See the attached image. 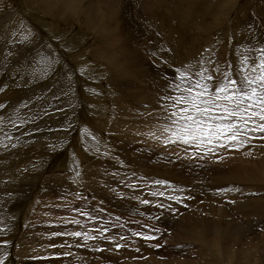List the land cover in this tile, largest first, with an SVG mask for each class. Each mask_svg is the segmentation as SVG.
<instances>
[{
  "label": "rangeland",
  "instance_id": "1",
  "mask_svg": "<svg viewBox=\"0 0 264 264\" xmlns=\"http://www.w3.org/2000/svg\"><path fill=\"white\" fill-rule=\"evenodd\" d=\"M45 1L52 0H0V264H102L96 259L82 263L77 257L69 263H58L63 252L65 257L74 256L76 252L68 242L58 245L53 244V240L58 237L64 240L63 235L70 238L73 234L56 231L55 223L50 224L54 233H44L43 224L51 220L42 219L41 222L38 219L43 218L41 212L46 211L57 215V222L61 221L59 216H63L59 229L69 221L73 225L89 221L90 224L94 219L84 213L86 207L92 205L94 209H91L102 214L99 217L108 214L110 220L103 219L102 223L99 220L102 218L95 220L93 224L97 227L89 226L91 237L85 240L94 241L108 234L117 236L115 241L119 246L104 243L105 246L95 247V251L111 256L119 264H151L148 258L161 261L159 255L163 253L175 264L174 261L178 262L174 257L181 258L191 252L195 253L196 264H205L203 262L212 258L220 264L264 263V212L259 217L258 207L253 206L257 200H263L259 203L264 205V132H242L235 141L197 146L168 143V138L174 139L170 132L152 133L147 128L156 127L158 121L161 126L167 125L166 110L161 105L170 102L162 98L174 95L173 81L181 88L185 86L179 73L190 77L188 82L196 79L207 82L210 89L223 83L225 76L237 81L242 75L252 77L251 70L264 55L261 51L264 50V0H221L220 3L219 0H176L177 4L173 0V6L160 0L161 8L154 7L153 11L164 14L167 30L171 26L174 32L172 28L176 27L173 36H184L181 33L187 32L200 38L196 40L198 46L192 47L187 46L190 38L183 39L186 47L194 48L195 53L185 56L184 67L178 68L172 66L173 59L170 62L164 57L157 58V53L168 51L170 41L168 33L163 38L157 31L156 20L150 18L154 17L151 11H143L141 16L139 8L134 9V3L128 9L121 5L123 18L115 22L112 14L115 11L120 17L118 11L107 6L105 0H96L101 7L95 12L100 15L96 18L98 23L127 26L131 22L130 29L139 49L142 48L140 53L146 56L147 61L139 64L137 74L129 72L124 77V87L128 89L122 91L111 81L114 75L109 61L96 57L100 56L98 50L107 44L99 32L103 28L95 29L90 23L84 27L77 19H67L70 12L77 10L82 15V0H66L59 7L52 6L49 12L43 11ZM140 1L150 6L156 2ZM82 3L85 6L84 0ZM126 14L130 19L124 18ZM204 16H210L212 21L205 23ZM80 20L82 22L83 18ZM203 23L211 27L205 26L203 31ZM198 26L201 28H196ZM241 26L244 27L243 37L238 34ZM112 36L118 37V34ZM105 37L110 38L109 35ZM120 39H112L113 46L108 48L112 53L122 46L128 47L121 36ZM133 54L130 50L122 59L132 61ZM42 58L44 66L40 65ZM244 66L247 73L240 70ZM209 75L212 81H207ZM125 90L132 91L133 96ZM138 104L150 111L136 107V113H132V106ZM123 105L130 107L131 115L127 118L130 122L135 115L143 121L142 129L119 140V143H130L129 152L116 148L111 142L117 136L110 130L119 125L115 121ZM124 127L130 126L125 124ZM134 146L138 149L131 151ZM105 159L141 176L149 175L153 180V197L139 199L140 207L131 210L124 205L129 197L110 189L109 182L102 189L99 179L89 183L87 172L97 169V163ZM135 177L137 180L130 183L134 188L126 187L130 197L137 189L144 190L135 187L138 181ZM157 186L164 190L156 193ZM226 186L228 188L221 190ZM95 187L100 190L95 191ZM161 198L169 200L170 207L161 205ZM51 199L62 201L48 205L57 209L47 211L46 204ZM66 199H75L76 205L70 206L76 209L69 215L59 214L60 208L68 206ZM177 201H182L181 205L174 204ZM175 206H181L182 212L177 213ZM144 210H147L146 215ZM215 211L224 215L218 217L212 213ZM124 215L135 224L125 221ZM189 215L199 216L198 221L192 224ZM214 227L220 229V236ZM198 228L200 236L195 233ZM25 236L44 244L41 248H27V244H22ZM128 240L138 247L123 250L122 241ZM215 240V247H212ZM199 250L205 257L197 255L206 260L196 255ZM227 253L233 255L231 263L225 261ZM193 257L190 254V258Z\"/></svg>",
  "mask_w": 264,
  "mask_h": 264
},
{
  "label": "bare ground",
  "instance_id": "2",
  "mask_svg": "<svg viewBox=\"0 0 264 264\" xmlns=\"http://www.w3.org/2000/svg\"><path fill=\"white\" fill-rule=\"evenodd\" d=\"M44 1V0H43ZM65 1L66 0H52V1H48V2H46L45 1V4H46V6L44 7V9H43V11H46V12H49L50 10H51V7L52 6H54V7H59V5H62V4H64L65 3ZM69 1V0H68ZM106 2H107V6H109V7H111V8H114L115 10H117L118 11V14H119V16L120 17H118V15L117 14H114V12L115 11H113V14H112V16H113V20L115 21V22H118V21H121V18H123V15L121 16L120 15V13H121V10H122V8H119L121 5H123L122 7H124L125 8V6L127 7V9H128V7L129 6H132V4L134 3V9H138L139 8V13L141 14V16H143L142 15V13H143V11L144 12H146V10H149V12L151 11L153 14H154V17H150V18H154V20H156L154 23L155 24H157V27H155L154 26V28H157L158 30L157 31H159L160 32V34H163V38H165L166 37V34L165 33H168V41H170V46L168 47V51L166 52V53H162V54H165V55H163V56H161L162 54L159 52V53H157V58H162V57H164L165 59H167V60H169L170 62H171V59H173L172 60V66H175V65H177V68L178 67H184V58H185V56H187L189 53H195V49L194 48H192V50L191 49H189L188 47H192V46H198V43L196 42V40H197V38H199V36H193V35H191V34H189V33H187V32H182L181 34L182 35H184V36H181V35H179V36H173V33L174 32H176L175 31V28L176 27H174V28H172V29H174V32L173 31H171L170 30V28H171V26L169 27V25H168V27H169V29L167 30L166 29V23L167 22H165L166 20H164V14H162V13H155V11H153L154 10V7H157V6H159V8H161L160 7V5H161V3H160V0H155L156 2H154L151 6L150 5H147V4H145V2L144 1H140V0H134V2H133V0H105ZM137 1H138V4H137ZM150 1H153V0H150ZM162 1V0H161ZM176 1V0H175ZM174 1V2H175ZM220 1L221 0H219V3H220ZM83 2V0L81 1V7H83L82 9H83V13H82V15H80V13L78 12V10L76 11V12H74V13H72V12H70V16H68L67 17V19L68 18H73V19H77L79 22L78 23H80V24H82L84 27L86 26V24L87 23H90V24H92L93 26H94V28L95 29H97V28H99V30L101 29V28H103L101 31H99V32H101L100 33V36L102 37V40H105V42L107 43L106 44V46L105 47H103V49H99L98 51V53H97V55H100V56H96L97 58H103V59H106V60H108L109 61V64H110V66H111V68H112V70H113V78H111V81H114L115 82V86L117 87V89L119 90V91H122L123 89H128V88H125L124 87V84H125V80H124V77L129 73V72H131V75H135V74H137V73H135V72H137V68H139L140 66H139V64L141 63V62H143V61H147L146 60V56H144L143 55V53H140L141 52V50L140 49H142V48H140L139 49V44H138V42H137V40H135V34L132 32V30L130 29V25L132 24L131 22L129 23V25H127V26H125V24H121V23H118L117 25H112L114 28H112V26H110V24H109V26H107V25H102L101 24V22L100 23H98V21L96 20V18L98 17V16H100L99 15V13H95L96 11H99V9H101V7L99 6V4L97 3V1L96 0H87V1H85L84 0V4H85V6H82V3ZM125 2V3H124ZM165 2H167V3H169L171 6H173V0H166ZM228 2H229V0H228ZM105 3V2H104ZM132 3V4H131ZM79 4V3H78ZM126 4V5H125ZM176 4H177V1H176ZM76 5V4H75ZM163 6V5H162ZM164 7V6H163ZM54 9V8H53ZM172 9V8H171ZM73 10V9H72ZM75 10V9H74ZM53 11V14H54V12H55V9L54 10H52ZM80 11V10H79ZM81 12V11H80ZM136 12V11H135ZM129 13V12H128ZM137 13V12H136ZM169 13V12H168ZM52 14V13H51ZM148 14V13H147ZM147 14H145L146 15V17L148 16ZM151 14V13H150ZM152 15V14H151ZM212 15V14H211ZM210 15V16H211ZM210 16H206V18H205V16H204V18H202L203 20H206V22L205 23H210V21H212L211 20V17H213V15L210 17ZM81 18H83V21L81 22ZM124 18L125 19H130V17H129V15L128 14H126V15H124ZM149 18V19H150ZM175 18V17H174ZM208 18H209V20H208ZM98 19V18H97ZM125 19H124V21H125ZM146 19V18H145ZM146 20H148V19H146ZM151 20V19H150ZM124 21L122 20V23H124ZM149 21V20H148ZM152 21V20H151ZM135 22V21H134ZM214 22V21H213ZM212 22V23H213ZM114 23V22H113ZM205 23H203V31H205V26H207V27H211V26H208V24L206 25ZM122 25V26H121ZM134 25V24H133ZM171 25V24H170ZM238 26H239V23H238ZM196 28H201V26H198V27H196ZM236 28V30H238L239 28H240V26H239V28L237 29V27H235ZM234 28V29H235ZM162 29H163V31H162ZM97 32V34H98V30H96ZM117 31H118V33H117ZM119 31L121 32V34H119ZM134 31V30H133ZM243 32H244V27L243 26H241V29L239 30V32H238V34H239V36L241 37H243ZM171 33V34H170ZM235 33H236V31H235ZM112 34H118V37L116 36V37H113L112 36ZM105 35H109L110 36V38H107V39H104V37H105ZM245 35V34H244ZM120 36L123 38V40L126 42V43H128V47H120L117 51H114V53H112L113 51H112V49H108V48H110L111 46H113V42H112V39L113 38H119L120 39ZM186 37V40L188 39V38H190L189 39V41H188V43H190V45H187L188 47H186V45H185V42H186V40H185V42L183 41V39ZM106 38V37H105ZM125 38V39H124ZM200 39V38H199ZM202 39V38H201ZM242 39V38H241ZM101 40V41H102ZM121 40V39H120ZM242 40H244V39H242ZM103 42V41H102ZM119 42V41H118ZM123 42V41H122ZM239 42H241V43H243L242 41H239ZM116 43V42H115ZM120 43V42H119ZM124 43V42H123ZM168 43V42H167ZM176 43V44H175ZM175 44V45H174ZM115 45V44H114ZM120 45H122V44H120ZM125 45H127V44H125ZM192 45V46H191ZM103 46V45H102ZM237 47V46H236ZM115 49V48H114ZM131 50V52L132 53H134L133 54V57H131V58H133L132 59V61H130V59L129 60H125L124 58H125V56H124V54L126 53V52H128V51H130ZM110 51V52H109ZM102 54V55H101ZM128 54V53H127ZM172 54V55H171ZM128 55H130V54H128ZM124 56V58L122 59V57ZM80 57V56H79ZM156 58V59H157ZM76 59V58H75ZM74 59V60H75ZM122 59V60H121ZM167 60H165L166 62H167ZM157 61H158V59H157ZM179 61V62H178ZM240 61H241V59H240ZM45 59L44 58H42L41 59V66H44L45 65ZM79 62H81V61H79ZM78 62V63H79ZM185 62H187V61H185ZM83 63L81 62V65H82ZM151 64L154 66V64L155 63H152L151 62ZM203 64V63H202ZM86 65V64H85ZM245 65V64H244ZM139 66V67H138ZM243 66V65H242ZM244 69H247L245 66L244 67H242V69H240L241 71L242 70H244ZM211 72V71H210ZM144 73V72H143ZM142 73V74H143ZM213 75V74H212ZM122 82V83H121ZM131 87H133V85H131ZM139 90H140V87H137ZM125 92L126 93H130V97H132L133 96V92L131 93L129 90H125ZM128 95V94H127ZM9 97H10V95H9ZM146 99V98H145ZM94 105V104H93ZM136 107H137V109H142V108H145L146 109V111H150L149 110V108H146V107H142V106H140L139 104L137 105V106H132V113H136ZM156 107V106H155ZM159 109H161V107H159ZM98 111V110H97ZM131 115V110H130V107L128 106V105H123L122 107H121V111H120V113H119V116H117V118H116V121H115V123H119V125H116V126H114L113 128H112V130H110V132H111V134L112 135H116L117 137H113L112 139H111V142H112V144H113V146H115L116 148H119V149H123V148H125L126 150H127V152H129L128 150L129 149H127V146H129V144L130 143H124V142H121V143H119V140H121V139H126L125 138V136L127 135V134H129L130 132H132V131H134V130H139V129H142L140 126H141V124H142V122H140L141 121V119H137L136 117H139L138 115H135V118L133 119V120H131V122H130V120H128L127 118L129 117ZM95 117V116H94ZM140 120V121H139ZM151 122H153L154 123V121L153 120H151ZM125 124H127L128 126H130L129 128H126V127H124L125 126ZM156 125V127H147L148 128V131H150V132H152V131H161V132H164L163 131V129H164V127L166 126L165 124L163 125V126H161L162 125V123H160L159 121H158V123H155ZM152 126H154V125H152ZM95 127V126H94ZM147 130V129H146ZM153 133V132H152ZM168 134V133H167ZM153 135V134H152ZM148 136V135H147ZM103 138V137H102ZM132 147H133V145H132ZM147 147V146H146ZM146 147H144V148H146ZM137 150L138 148L136 147V146H134V148H132V149H130L131 151H134V150ZM148 149H150V148H148ZM152 149V148H151ZM146 150V149H145ZM142 151V150H141ZM152 151V150H151ZM159 151V150H158ZM153 152V151H152ZM157 152V151H156ZM155 152H153V154H154ZM156 154V153H155ZM84 155V154H83ZM83 155H82V157H83ZM152 155V154H151ZM145 156V155H144ZM155 156V155H154ZM152 159V158H151ZM113 163V162H112ZM141 163V162H140ZM114 164V163H113ZM113 164H110L106 159H105V161L104 162H98L97 163V169H90L88 172H87V179H88V182L89 183H96V180L97 179H99L100 180V182H101V184H99L100 185V189H102V188H104V185L107 183V182H109V184L112 186L110 189H114L116 192L117 191H119L120 192V194H124L125 195V197H129V198H126V200H125V202H124V205L127 207V208H129V209H134V208H137V206L138 207H140V205L138 204V200L139 199H143V197H146V198H150V197H153V180L151 179V177L149 176V175H147V176H141L140 174H137V173H135V172H133V171H131V170H126V169H122L121 167H118V166H116L115 164L113 165ZM134 164L136 165V163L134 162ZM139 163H137V165H138ZM136 165V166H137ZM141 165V164H140ZM139 166V165H138ZM135 176H137L138 177V181H137V184L135 185V187H142V188H144V190H139V189H135L136 191H134V192H136V193H133V190H132V193H133V196L132 197H130V196H128L130 193H129V191H128V189L127 188H134V187H131V185H130V183L132 182V181H134V180H137V178L135 177ZM260 181H262V179L260 180ZM259 181V182H260ZM217 183H219V181L217 180ZM220 184V183H219ZM91 185V184H90ZM93 186V185H92ZM127 187V188H126ZM108 188V187H107ZM226 188H228V186H226L225 188H221V190H225ZM100 189H97V187H95V191H98V190H100ZM145 189L147 190V192H145ZM156 189H157V192L156 193H161L163 190H164V187H160V186H157L156 187ZM230 189H231V187H230ZM230 191V190H229ZM100 192V191H99ZM123 192V193H122ZM97 193V192H96ZM101 193V192H100ZM103 193V192H102ZM155 193V191H154V194H156ZM102 195V194H101ZM131 195V194H130ZM106 197V196H105ZM109 197V196H108ZM112 198V197H111ZM116 199H118V198H116ZM123 199V198H122ZM125 199V198H124ZM47 200H49V199H47ZM46 200V201H47ZM53 200H55V201H53ZM67 200V199H66ZM65 200V201H66ZM83 200V199H82ZM82 200H79V201H81L82 203L84 202V203H86V201H82ZM108 200V199H107ZM120 200V199H119ZM161 200V201H160ZM160 200H157V201H160V203H161V205H163V206H168V207H170L169 206V204H170V201L169 200H164V199H160ZM60 201H62V200H58V199H51L50 200V203H47L46 204V206H47V211L49 210H53V209H57V208H52V206L51 207H49L50 205H52V204H59V202ZM109 201V200H108ZM244 201H246V200H244ZM258 201V203L257 204H253V206H257L258 207V210H259V213H260V216L259 217H261L262 216V214H263V212H264V205L263 204H261V203H259V201H263V200H257ZM48 202V201H47ZM64 202V201H63ZM180 202H182V201H177L176 203L174 202V204H179V205H181L180 204ZM67 204H68V206H66V207H62V208H60V210H58L57 212L60 214V213H62L63 215H69L70 213H72L73 212V210L74 209H76V206H70V204H74V205H76V200L74 199V200H67V202H66ZM80 203V202H79ZM82 203H80V204H82ZM116 203V202H115ZM49 205V206H48ZM148 206V205H147ZM162 206V207H163ZM78 207V206H77ZM83 207V206H82ZM176 207V212L177 213H181L182 212V207L181 206H175ZM91 208H93L94 209V206L92 205L91 207H86V211H85V213L84 214H86V216H89L90 218H92V219H94L90 224H89V222H88V224H85V223H82V224H75V225H73V223H72V221H69V222H65L64 223V228L63 229H59V227L62 225V221H63V219L61 218V217H63V216H59L60 217V219H61V221L60 222H57V215H52V214H50L49 212H46V211H44V212H41V215L43 216V218H38L41 222H42V219L43 220H48L49 222H50V220H51V222L50 223H47V224H43V232L44 233H48V234H52V233H54V231L56 230V231H58V230H63V231H65V232H68L69 234H74V233H77V232H79V233H81V235H79V236H76V237H73L74 235H72V237H66L65 235H63V232L61 233L62 235H63V237H65V239L63 240L62 238H59L58 237V239H55V240H53V244H57L58 243V245H60V244H62L63 245V242H68V244H71L72 246H73V251H75L76 253L74 254V256H73V254H72V256L70 255V257H65L66 255L64 254L65 252H63L62 253V255H63V257H61V256H59V260H57V262L58 263H61V262H63L64 263V261L66 262V261H68V263L69 262H71V261H73L72 260V258H74V257H77V259L79 260V261H81L82 263H85L86 261H88V260H91V259H96V260H98V261H100L102 264H111V263H113V262H115L114 264H119V263H117L116 262V260H114L111 256H108V255H106V254H102V253H98L97 251H95V247H102V244L105 246V244L106 245H113V246H117L118 244H116V241H115V238H117V236H112L111 234H108V235H106V236H102L101 235V237H98V238H95L94 239V241H91L90 239H88V240H90L89 242H87L86 240H85V238L86 237H91V235H88V228H90L89 226H95V227H97L96 225H94L93 223H94V221L95 220H97V219H99V218H102V219H99L100 221L101 220H103V219H107L109 216H108V214H107V216H103V217H99V216H102V214H100V213H98V212H96V211H94L93 209H91ZM147 208V207H146ZM123 209V208H122ZM163 209H164V207H163ZM81 210V209H80ZM126 210V209H125ZM131 210H130V212H131ZM129 211V210H128ZM135 211V210H134ZM137 211V210H136ZM145 211V213H144V215H146L147 214V210H144ZM82 212V211H81ZM139 212H141V211H139ZM213 214L215 213V215L216 216H218V217H221V216H223L224 215V213L223 214H221V213H217V211H215V212H212ZM49 216H52L51 218L49 217ZM186 216H188V215H186ZM264 216V215H263ZM198 217L199 216H196V215H189V217H188V220L192 223V224H194V223H196L197 221H198ZM69 218V220H70V217H68ZM79 218V217H78ZM123 218L125 219V221H129V222H131V223H134V221L128 216V215H124L123 216ZM83 219V218H82ZM109 219V218H108ZM84 220V219H83ZM89 220V219H88ZM110 220V219H109ZM200 220V219H199ZM74 222H76V220L74 221ZM80 222V221H79ZM106 222V221H105ZM108 222H110V221H108ZM51 223H55V226H53V227H56L55 228V230L50 226V224ZM101 223H102V221H101ZM114 223V222H113ZM112 222L110 223V224H113ZM109 224V225H110ZM115 224V223H114ZM135 224V223H134ZM106 225V224H105ZM108 225V224H107ZM117 225H118V223H117ZM106 227H109V226H106ZM120 227V226H119ZM232 227V226H231ZM92 228V227H91ZM117 228V227H116ZM233 229H235L234 227H232ZM216 229V231L218 232V234H219V236H220V233H221V231H220V229L218 228V227H214L213 228V230H215ZM108 230V229H107ZM115 230H117V229H115ZM183 230V229H182ZM236 230V229H235ZM107 232V231H106ZM117 232H118V230H117ZM120 232V231H119ZM195 233H196V235H199L200 236V234H201V229L200 228H198L196 231H195ZM230 233H232L233 234V232L230 230ZM229 233V234H230ZM27 234H29V233H27ZM90 234V233H89ZM97 234V233H96ZM102 234V233H101ZM231 234V235H232ZM44 236H47V235H45V234H43ZM193 235H194V233H193ZM62 237V236H61ZM56 238V237H55ZM127 238V237H126ZM199 238V237H198ZM37 239V238H36ZM118 239V238H117ZM51 240V241H52ZM125 240V239H124ZM127 240V239H126ZM131 240V239H130ZM130 240H128V241H122V242H124V244H121V247H122V249L123 250H125V251H129L130 249H132V247H138L136 244H134L133 242H131ZM22 244L23 245H26L25 247H27L28 248V246L30 247V248H34V249H36V247L37 248H39V246L40 245H42L43 246V244H44V242H43V244H41L40 242H37L36 243V240L33 242V241H31V239L29 238V237H24L23 239H22ZM46 242H47V240H45ZM134 241V240H133ZM135 242V241H134ZM217 241L215 240L214 242H212V244H211V246L212 247H215V244L214 243H216ZM105 243V244H104ZM118 243V242H117ZM143 244V243H142ZM141 244V245H142ZM47 245V244H46ZM66 245V244H65ZM139 245V244H138ZM140 245V246H141ZM42 246H40V248L42 247ZM68 246V245H67ZM119 246V245H118ZM144 246V245H143ZM146 246V245H145ZM69 247H71V246H69ZM112 247V246H111ZM120 247V248H121ZM217 247V246H216ZM219 247H221V246H219ZM59 248V247H58ZM109 249V248H108ZM185 249V248H184ZM198 248L196 247V250H197ZM217 250H219V249H217ZM136 251V250H135ZM144 251V250H143ZM146 251V250H145ZM155 251V250H154ZM195 251V250H194ZM203 251V250H202ZM39 252V251H38ZM54 252V251H53ZM52 252V253H53ZM58 252V251H57ZM35 253V252H34ZM61 254V252H58V255H60ZM187 253H189V252H187ZM203 252H201L200 250L198 251V252H196V255L197 254H199V255H205V254H202ZM57 254V253H56ZM191 255H192V257H193V255L195 254V253H190ZM190 254H185V255H183V257L181 256V258L179 257V258H175L174 257V259H177V262L179 263V264H196V262H195V256L193 257V259L192 258H190ZM35 255V254H34ZM111 255V254H110ZM138 255V254H137ZM199 255H197V256H199ZM196 256V257H197ZM232 254L231 253H227V254H225V257H227V260L225 259V261H227V262H229V263H231V260H232ZM132 257V256H131ZM161 257V258H160ZM200 257V256H199ZM205 257V256H204ZM202 258V257H200V258H202V259H205V258ZM251 257V256H250ZM62 258V259H61ZM134 258V257H133ZM158 258V257H157ZM159 258H160V260L161 261H159L158 259L157 260H155L154 258H148V261L150 260L151 261V264H172L173 263V261L171 260V259H169L168 257H166L165 256V254L163 253V254H160L159 255ZM198 258V257H197ZM197 258H196V260H197ZM135 259V258H134ZM199 259V258H198ZM236 259V258H235ZM200 261H201V259H199ZM206 260V259H205ZM205 260H202V262L203 261H205ZM153 261V262H152ZM248 261V260H247ZM51 262V261H50ZM131 262H133V261H130V263ZM175 262V264H178V263H176V261H174ZM208 262V264H220V261H218V260H216V259H208V260H206V262H203V263H207ZM238 262H241V261H238ZM42 263V262H41ZM47 263V262H46ZM146 263V262H145ZM147 263H149V262H147ZM200 262H197V264H199ZM234 263V262H233ZM34 264V263H33ZM44 264V263H43ZM49 264V263H48ZM122 264V263H121ZM125 264V263H124ZM200 264H202V263H200ZM237 264H244V263H237ZM248 264H250V263H248ZM260 264H264V263H260Z\"/></svg>",
  "mask_w": 264,
  "mask_h": 264
},
{
  "label": "snow or ice",
  "instance_id": "3",
  "mask_svg": "<svg viewBox=\"0 0 264 264\" xmlns=\"http://www.w3.org/2000/svg\"><path fill=\"white\" fill-rule=\"evenodd\" d=\"M242 71L247 73L248 69ZM251 71V78L242 75L239 81L225 76V81L213 89L199 79L188 82L191 78L179 73L185 86L181 88L173 81L174 95L162 98L170 102L161 105L166 110L168 122L163 131L174 137L168 138L167 142L211 145L215 141H235L242 132H264V55ZM212 80L209 75L207 81Z\"/></svg>",
  "mask_w": 264,
  "mask_h": 264
}]
</instances>
